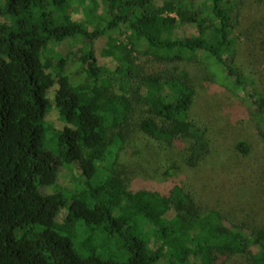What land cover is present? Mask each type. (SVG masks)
Listing matches in <instances>:
<instances>
[{"label":"trees","instance_id":"obj_1","mask_svg":"<svg viewBox=\"0 0 264 264\" xmlns=\"http://www.w3.org/2000/svg\"><path fill=\"white\" fill-rule=\"evenodd\" d=\"M75 1L0 0L11 19L0 22V264H264V224L231 219L190 180L211 151L193 118V65L243 93L264 139V94L236 63L245 0ZM116 33L128 50L115 51L110 69L95 42L107 37L112 48ZM67 40L84 43L79 54H52ZM72 55L84 67L78 84L66 71ZM55 86L61 130L46 122ZM238 146L250 153L248 142ZM172 147L180 164L163 156ZM148 148L163 182L143 173ZM74 162L100 183L78 188L68 177L71 187L61 186L71 193H49Z\"/></svg>","mask_w":264,"mask_h":264},{"label":"rangeland","instance_id":"obj_2","mask_svg":"<svg viewBox=\"0 0 264 264\" xmlns=\"http://www.w3.org/2000/svg\"><path fill=\"white\" fill-rule=\"evenodd\" d=\"M78 3V1H75ZM74 3L71 17L80 20L83 11ZM103 10L102 7L100 11ZM10 22L9 16H0V22ZM238 50L236 63L240 70L255 80V88L264 94V0H245L241 7L240 16L234 30ZM119 42L112 48L108 47V38H98L95 42L98 59L101 65L110 69L117 66L114 58L115 51L126 55L127 38L116 33ZM82 41H84L82 39ZM85 42V41H84ZM83 42L67 40L60 44H52V54L62 53L66 56L69 52L79 54ZM105 50V51H104ZM106 53V54H105ZM58 59L54 58L57 64ZM193 75L197 77V91L195 105L192 113L198 125L208 129V138L211 145L210 154L205 160V165L196 170L190 180L203 186L209 204L235 221H246L251 224H264V139L260 136L255 117L250 113L243 93L237 94L225 86L204 80L203 70L199 64L190 67ZM66 71L71 80L78 84L84 80V67L78 56L72 55L66 64ZM57 86L47 94L50 103L46 122L54 130H61L66 125V120L61 116L55 102ZM139 112H137L138 116ZM54 131H48L46 148L56 150L55 141H50ZM240 141L249 144L250 153L244 154L239 148ZM153 148H148L144 154L147 157L144 165L145 177L155 182L165 179L164 168L156 159ZM163 156L166 160L180 164L181 155L175 147L165 150ZM60 184L48 187L49 193L67 191L65 187L71 185L78 188L90 184L95 188L100 181L96 176L87 178L82 171L80 163L64 165L61 169ZM72 180L71 185L69 183ZM69 180V181H68ZM73 181L76 183L73 184ZM61 212H68V207Z\"/></svg>","mask_w":264,"mask_h":264}]
</instances>
